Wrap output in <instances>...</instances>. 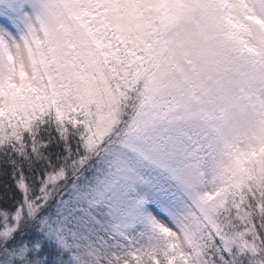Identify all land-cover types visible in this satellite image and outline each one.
Instances as JSON below:
<instances>
[{"label": "snow or ice", "instance_id": "obj_1", "mask_svg": "<svg viewBox=\"0 0 264 264\" xmlns=\"http://www.w3.org/2000/svg\"><path fill=\"white\" fill-rule=\"evenodd\" d=\"M0 264H264V0H0Z\"/></svg>", "mask_w": 264, "mask_h": 264}, {"label": "trees", "instance_id": "obj_2", "mask_svg": "<svg viewBox=\"0 0 264 264\" xmlns=\"http://www.w3.org/2000/svg\"><path fill=\"white\" fill-rule=\"evenodd\" d=\"M0 179H2V177H0ZM0 190H2V185H0ZM3 202L0 201V204H2Z\"/></svg>", "mask_w": 264, "mask_h": 264}]
</instances>
